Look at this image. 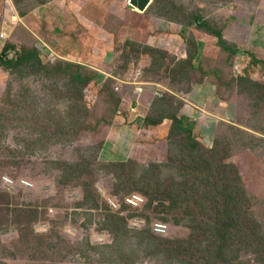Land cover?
Here are the masks:
<instances>
[{"label":"rangeland","instance_id":"374dc122","mask_svg":"<svg viewBox=\"0 0 264 264\" xmlns=\"http://www.w3.org/2000/svg\"><path fill=\"white\" fill-rule=\"evenodd\" d=\"M233 2L154 0L133 13L118 0H0L17 17L6 50H21L0 54V264H264V51L227 53L196 33L215 36ZM135 73L161 84L147 122L174 118L180 92L203 107L183 125L194 142L174 126L162 146L113 153ZM203 82L216 92L201 99ZM168 240L182 242L178 256L163 252Z\"/></svg>","mask_w":264,"mask_h":264},{"label":"crops","instance_id":"0c3cea01","mask_svg":"<svg viewBox=\"0 0 264 264\" xmlns=\"http://www.w3.org/2000/svg\"><path fill=\"white\" fill-rule=\"evenodd\" d=\"M118 1L124 6L126 11L143 13L154 0ZM233 1V5L223 13L226 17L223 18L220 26L216 29L211 28L214 30L215 36L199 31L196 33H202L212 40L216 37V39L224 43L223 46L227 53H231V51L234 52L233 49L228 47L231 45L237 46L242 50L254 49L260 52L264 51V0ZM59 26L62 28L61 24H59ZM192 32L195 31L192 30ZM54 37L57 39V44L63 46L66 51H74L73 42L68 35L62 33L54 35ZM253 43L256 44L253 46ZM144 84L145 88H143L141 95L134 94L132 89L130 96L124 98L125 103L130 104V107L124 111V116L127 117L128 123L124 124V122H121L123 126L119 130H121L122 133L116 134L117 140H120V143H116L112 151L117 156L121 154L128 155L130 151L133 152L135 150L139 152L145 151L147 148L155 147L156 142L162 146L164 142H167V137L173 127L174 118L182 119L183 125L188 124V126H191L192 124L190 122H195L199 119L194 117L193 111L198 110L199 114L203 111L202 106L196 105L195 103L193 104L187 99L189 96L186 92H180L174 95L179 99V109L174 118H163L162 120L155 121V124H150L147 122V118L151 116V109L153 108L152 101L154 97L152 94L154 90L160 89L159 86H161V84L156 81L151 83L145 82ZM163 87L167 88L166 86ZM215 90V85H212V88H210L209 85L203 82L195 87L194 94L202 99L201 92L209 93ZM187 91H190V89H187Z\"/></svg>","mask_w":264,"mask_h":264},{"label":"built area","instance_id":"2783aa9c","mask_svg":"<svg viewBox=\"0 0 264 264\" xmlns=\"http://www.w3.org/2000/svg\"><path fill=\"white\" fill-rule=\"evenodd\" d=\"M14 13L2 15L0 13V45L3 44V46H0V54H4L5 57H7L9 60H15L17 59V53L21 52L20 49H9L6 50L7 42L10 40V31H9V25L8 23H14L17 21V17L14 16ZM123 84L129 85L133 87V93L136 95H141L143 92V83L138 78V73L135 74H129L128 77L122 82ZM161 91L154 90L153 95L160 96ZM3 185L9 189H14L17 187H23V188H31L33 185L27 180H21V181H14L8 177H3L1 179ZM125 204L128 206H131L132 208H137L142 204V199L137 195H130L124 198ZM110 204L114 206L113 202L110 201ZM115 207V206H114ZM165 227L163 225H155L154 232L155 233H162L164 232Z\"/></svg>","mask_w":264,"mask_h":264},{"label":"trees","instance_id":"16d2710c","mask_svg":"<svg viewBox=\"0 0 264 264\" xmlns=\"http://www.w3.org/2000/svg\"><path fill=\"white\" fill-rule=\"evenodd\" d=\"M231 53H236L235 51L233 52V51H231ZM150 124H155L154 122H152V121H150L149 122ZM176 127L177 129H180V130H182V131H184V132H186V133H188V138L192 141V142H194L192 139H193V135H192V131L191 130H189V129H185V128H183V121H182V119H174V121H173V127ZM225 167V166H224ZM207 172H208V178H209V180L210 179H214L215 180V178H214V176H213V174H212V172H211V170H210V168H209V166L207 167ZM208 178H206V179H208ZM202 181V179H198V181ZM216 181V180H215ZM217 182V181H216ZM218 183V182H217ZM232 186H233V195H232V197L231 196H229V197H231L232 199L230 200V202H228V203H226L227 205H230L231 207H234L235 205H236V203H237V201H236V197L238 196V195H240V194H242V196H243V192L241 191V187H240V185H239V179L237 178V179H235L233 182H232ZM223 192L225 193V187H223ZM226 194V193H225ZM217 193H215V196L217 197ZM236 198V199H235ZM167 200H170V199H167ZM228 207V206H227ZM227 207H225V209L227 208ZM183 212L184 211H177V210H175L174 208H173V214H176L177 216L178 215H181V214H183ZM165 242V240L163 241V242H158L159 244H163ZM167 243H168V247L167 248H165V249H162L163 250V252L164 253H167V254H172V255H176V256H178L181 252H182V249H181V245H182V242L180 241V240H168L167 241ZM224 245L225 244H223V246L222 247H220L219 248V251H218V253H217V255L218 254H220L221 253V249H223V247H224ZM219 256V255H218Z\"/></svg>","mask_w":264,"mask_h":264}]
</instances>
